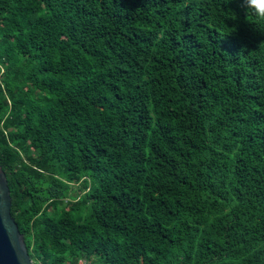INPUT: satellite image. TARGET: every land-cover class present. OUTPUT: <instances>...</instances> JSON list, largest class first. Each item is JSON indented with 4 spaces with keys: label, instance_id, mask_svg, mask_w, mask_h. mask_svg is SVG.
Segmentation results:
<instances>
[{
    "label": "trees",
    "instance_id": "1",
    "mask_svg": "<svg viewBox=\"0 0 264 264\" xmlns=\"http://www.w3.org/2000/svg\"><path fill=\"white\" fill-rule=\"evenodd\" d=\"M0 164L33 264H264V20L0 0Z\"/></svg>",
    "mask_w": 264,
    "mask_h": 264
},
{
    "label": "water",
    "instance_id": "2",
    "mask_svg": "<svg viewBox=\"0 0 264 264\" xmlns=\"http://www.w3.org/2000/svg\"><path fill=\"white\" fill-rule=\"evenodd\" d=\"M7 175L0 164V264H33L24 234L12 215Z\"/></svg>",
    "mask_w": 264,
    "mask_h": 264
},
{
    "label": "clouds",
    "instance_id": "3",
    "mask_svg": "<svg viewBox=\"0 0 264 264\" xmlns=\"http://www.w3.org/2000/svg\"><path fill=\"white\" fill-rule=\"evenodd\" d=\"M241 6L250 22L264 20V0H241Z\"/></svg>",
    "mask_w": 264,
    "mask_h": 264
},
{
    "label": "built area",
    "instance_id": "4",
    "mask_svg": "<svg viewBox=\"0 0 264 264\" xmlns=\"http://www.w3.org/2000/svg\"><path fill=\"white\" fill-rule=\"evenodd\" d=\"M78 264H94L92 262H87L85 259L81 258L78 262ZM101 264H106V263H101Z\"/></svg>",
    "mask_w": 264,
    "mask_h": 264
}]
</instances>
